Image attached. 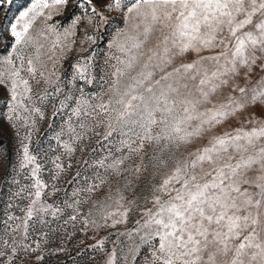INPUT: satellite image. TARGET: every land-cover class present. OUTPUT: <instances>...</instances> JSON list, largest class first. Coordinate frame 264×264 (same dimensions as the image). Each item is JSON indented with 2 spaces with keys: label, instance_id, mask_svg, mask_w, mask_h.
<instances>
[{
  "label": "snow or ice",
  "instance_id": "obj_1",
  "mask_svg": "<svg viewBox=\"0 0 264 264\" xmlns=\"http://www.w3.org/2000/svg\"><path fill=\"white\" fill-rule=\"evenodd\" d=\"M45 9L72 17L68 36L82 23H109L106 13L123 15L126 27L109 45L122 55L110 57L116 63L107 93L89 95L79 87L80 95H65L57 109L74 101L71 114L78 118L75 125L71 117L66 121L68 141L61 140L64 128L56 133L60 147L71 156L77 146L99 137L96 143L107 147V155L85 163L104 174L97 171L91 182L85 179L86 186L73 188L71 203H47L43 197L59 189L52 183V191H46L41 165L24 145L20 168L35 165L33 182L10 196L28 201L23 215L0 219V264H45L64 253L63 244L49 248L48 243L58 231L50 225L65 209L73 215L64 224L79 217L85 231L114 228L137 211L135 227L116 233L129 242L125 264H264V0H31L3 29L10 34L11 51L0 54V88L8 93L13 113L23 107L21 98L31 101V81L41 83L39 55L34 60L22 53L34 44L29 30ZM85 39L94 37L86 33ZM92 66L93 56L82 55L72 65L74 78L94 84ZM49 95L45 90L37 99L43 103ZM215 97L221 99L213 103ZM255 108L262 114L250 111ZM31 111L43 118L39 108ZM229 119L240 120L239 126L214 134ZM60 160H52L53 182L65 171ZM129 161L135 162L124 167ZM79 179L77 172L67 183ZM105 186L108 194L91 205L101 214L100 224L90 219L92 210L82 216L79 208L88 203L82 194L91 198ZM103 245L99 239L91 247L103 251ZM116 247L105 264H120Z\"/></svg>",
  "mask_w": 264,
  "mask_h": 264
},
{
  "label": "rangeland",
  "instance_id": "obj_2",
  "mask_svg": "<svg viewBox=\"0 0 264 264\" xmlns=\"http://www.w3.org/2000/svg\"><path fill=\"white\" fill-rule=\"evenodd\" d=\"M30 3L31 0H11V2L3 0L2 4H0V25L3 26L0 29V36H3V38H0V54L7 55V52L11 51L10 48L6 47L11 40L10 34L4 33L3 29H7L10 22H14L19 12L25 10ZM84 11L85 9L82 8L76 14H81ZM126 11L124 9L125 13ZM49 13L52 14V19L50 20L47 18ZM106 15H108L109 23L104 24L99 19L91 27L82 23L77 27L71 28L73 33L71 36L65 34V30L70 28L72 22V17H69L66 13L56 12L55 9H45L44 15L38 16L33 22V26L29 31L34 44L24 50L22 54L34 60L39 55L36 67L38 69L37 79L41 80V83L36 86L35 81H31L33 85V90L29 94L31 101L27 98H21L23 107H17L15 113L11 111L8 93L3 88H0V141H2V147H0V219H3L6 215L22 216L23 212L21 209L25 208L28 203L26 199L21 200L19 197L10 200L12 193L17 192L21 187L31 185L33 182L31 170L35 165L20 168L24 145L28 146L29 154L36 157V163L41 165L40 178L49 184L46 191H52V183H56L59 189L55 195L43 197V200L47 203L61 207H63L65 200L71 203L70 197L73 188L86 186L84 184L85 179L91 182V178L97 171L101 175L104 174L103 169L98 170L95 167H87L85 163L87 162L88 165L93 164L94 161L107 155V147H101L96 143L99 137H95L91 141H85L83 145L77 146L76 151L69 156L60 147L55 135L64 128L65 134L61 140L68 141L69 134L67 133L66 121H69L71 117L74 125L78 122V118L73 117L71 114V107L75 106L74 101H67L71 107L57 111L59 102L64 99L65 95L74 94L79 96L80 93L77 91L79 87H83L84 91L89 95L107 93L111 86L113 79L110 75L113 71L111 65H114L116 61L110 59V57L122 54L115 48H110L109 45L119 30L125 28L126 25L123 15L119 13L110 15L106 13ZM86 33L93 36L94 40L87 41L85 39ZM81 41L84 42L81 43ZM148 46H151V44ZM37 49H39V52H37ZM84 49L89 51L85 52ZM203 54L208 55L211 53L205 52ZM82 55L93 56L92 75L95 83L92 85H85L83 81H77L73 76L72 65L76 64ZM193 57H189V59ZM221 62L223 63V61ZM41 71L44 72L43 78L39 76ZM45 79L56 81V83H44ZM57 87L62 89V93H55ZM45 90L51 95L41 103L37 97L42 95ZM103 98L106 101L108 97L104 95ZM218 99L221 98L215 97L213 103H216ZM25 107L29 111H24ZM32 108H39L43 113V118L38 113L32 112ZM250 111H255L257 115L262 114L259 108L250 109ZM54 112L56 113L55 115H53ZM9 117H12V119H9ZM239 124L240 120L229 119L222 126H217L213 131L214 134H222L224 131H229L231 128L239 126ZM82 148L86 150L81 151ZM93 149H95L94 153ZM114 155L119 156L120 153L114 152ZM56 156L61 157L60 163L63 164L65 171L62 173L60 180L53 182L51 180V175L54 171L52 160ZM107 162L110 163L111 160ZM134 162H126L124 167H129ZM77 172L80 173V179L76 184L69 186L67 182ZM114 191L115 181H113ZM137 192H139V189H137ZM65 193L68 195L66 196ZM106 194H108V186H105L98 195L92 194L91 198L82 194V198L87 199L88 203L80 206L81 215L86 216L92 210L94 215L90 219H96L97 223L103 224L104 221L101 219L100 212L91 209V205L97 199L102 200ZM125 196L128 199H132L129 193H125ZM9 203L13 205L11 208L8 207ZM141 204H143L142 198ZM71 215H73L72 210L65 209L62 216L51 223L50 226L57 228L58 231L52 234L48 247L55 248L63 244L66 251L58 256L50 257L45 261V264H105L106 255L113 249L114 244L117 246L118 254L122 257L120 264H125L123 254L127 251L126 245L129 242L126 237L118 236L116 233H124L135 227L136 220L140 218L137 211H134L124 224L116 225L114 228L97 229L90 227L87 231L84 230V224L79 222V217L77 222H69L65 225L64 221ZM45 219L53 220L50 215H47ZM110 223L111 221H109ZM47 230L44 229V231ZM99 239H104L103 251L99 248L91 247ZM136 264H139V262H136Z\"/></svg>",
  "mask_w": 264,
  "mask_h": 264
}]
</instances>
